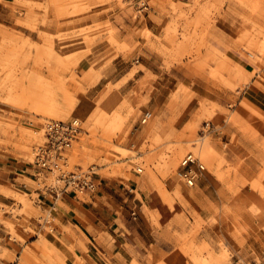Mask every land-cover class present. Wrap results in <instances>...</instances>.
<instances>
[{"label":"rangeland","instance_id":"1","mask_svg":"<svg viewBox=\"0 0 264 264\" xmlns=\"http://www.w3.org/2000/svg\"><path fill=\"white\" fill-rule=\"evenodd\" d=\"M142 1L144 14L123 0H0V264H83L75 232L84 236L59 225L65 207L43 191L56 174L36 176L31 166L44 124L70 119L81 133L64 169L89 171L138 202L142 172L190 191L195 185L176 177L181 160L214 163L215 200L202 199L191 224L159 228L142 208L153 229L146 264H163L169 252L183 264H264V0ZM147 14L154 36L139 27ZM223 20L235 28L230 36ZM208 41L232 48L254 71L234 70ZM139 47L152 56L153 75L132 80L142 70L133 57ZM130 59L128 70L116 69ZM97 232L96 242L110 240Z\"/></svg>","mask_w":264,"mask_h":264},{"label":"crops","instance_id":"2","mask_svg":"<svg viewBox=\"0 0 264 264\" xmlns=\"http://www.w3.org/2000/svg\"><path fill=\"white\" fill-rule=\"evenodd\" d=\"M236 15L240 17V12L236 11ZM154 13L150 10L149 14ZM233 16V15H232ZM220 27L222 34H228L234 27L223 20ZM139 27L154 36L158 27L148 18V14L143 17V22ZM141 44V42H139ZM208 51L213 52L214 56L222 62L240 72L242 75H249L254 71V67L242 60L238 54L228 47H224L220 43L215 44L212 41L207 42ZM145 55V58L138 57L137 53ZM203 54V53H202ZM135 64L140 66L142 70H138L133 77H141L143 71L153 75L152 56L148 55L145 49L139 47L135 50ZM132 59V57H131ZM126 60L124 67L122 63L116 66V69L125 72L129 68L132 60ZM158 64V63H157ZM127 80L120 88L128 84ZM97 83L90 88L92 90ZM153 94L149 100L153 99ZM135 134H131L128 138V144H134L136 141ZM208 169L203 167V171L194 180L195 190L176 187V181L173 179L160 180L157 176L147 171L142 172L139 183L135 188L139 191L141 202L134 200L133 194L126 191L123 187H119L115 183L104 182L100 179H94L97 182L92 192L87 194L84 201L80 202L75 196L63 195L58 201L66 208L59 209L60 218L59 225L61 227L77 228L84 236V239L75 232L78 241L81 243L86 253L76 257L82 259L83 264H146V254L148 248L152 246L151 235L153 229L146 221V217L142 208L154 215V221L159 228H164L170 222L183 220L185 218L191 224L194 215L201 213L200 206L202 199L214 201L216 189L218 188L216 178L211 173L216 168L214 163H207ZM15 171V170H13ZM14 173L15 172H11ZM16 180V178H13ZM159 192H163L167 202H164L159 196ZM121 196L122 200H127L128 205L124 206L117 198ZM49 202V201H48ZM126 208L134 211L135 218H127ZM212 230L216 231V228ZM106 233L110 240L103 244L98 243V232ZM163 264H183L184 260L179 254L169 252L162 258ZM2 264H11L9 261H2Z\"/></svg>","mask_w":264,"mask_h":264},{"label":"built area","instance_id":"3","mask_svg":"<svg viewBox=\"0 0 264 264\" xmlns=\"http://www.w3.org/2000/svg\"><path fill=\"white\" fill-rule=\"evenodd\" d=\"M129 4L136 13L144 14L148 6L142 0H123ZM149 113H144L139 120V125H143L148 118ZM203 128H208L204 123ZM43 141L36 146L32 152L31 166L36 176L42 174H56L52 183L43 187L44 193L56 201L63 195L76 196L92 192L95 184L87 172L66 171L64 168L65 152L71 144L77 140L81 133L80 124L76 119H70L65 122L48 121L42 127ZM136 173L140 174L141 169L136 168ZM203 171V166L187 154L179 163V169L176 177L185 187H191L197 176ZM130 218H135L134 211H130Z\"/></svg>","mask_w":264,"mask_h":264},{"label":"bare ground","instance_id":"4","mask_svg":"<svg viewBox=\"0 0 264 264\" xmlns=\"http://www.w3.org/2000/svg\"><path fill=\"white\" fill-rule=\"evenodd\" d=\"M150 116V114L148 115V117ZM40 133V132H39ZM42 133V132H41ZM37 134V133H36ZM34 135H35V133H34ZM39 136L40 135H38V138H39ZM201 138V137H200ZM39 140V139H38ZM41 142H42V140H41ZM39 143V142H38ZM41 144V143H40ZM200 151V150H199ZM190 155V154H189ZM196 155V154H195ZM191 156V155H190ZM197 156V155H196Z\"/></svg>","mask_w":264,"mask_h":264}]
</instances>
